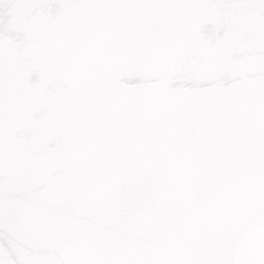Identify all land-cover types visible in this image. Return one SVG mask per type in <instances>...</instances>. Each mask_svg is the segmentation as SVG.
<instances>
[{
	"label": "water",
	"instance_id": "water-1",
	"mask_svg": "<svg viewBox=\"0 0 264 264\" xmlns=\"http://www.w3.org/2000/svg\"><path fill=\"white\" fill-rule=\"evenodd\" d=\"M0 264H264V0H0Z\"/></svg>",
	"mask_w": 264,
	"mask_h": 264
}]
</instances>
